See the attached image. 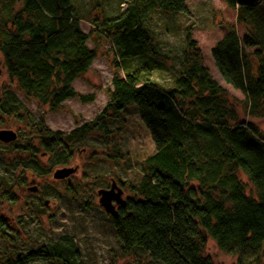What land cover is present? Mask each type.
<instances>
[{"label": "trees", "instance_id": "16d2710c", "mask_svg": "<svg viewBox=\"0 0 264 264\" xmlns=\"http://www.w3.org/2000/svg\"><path fill=\"white\" fill-rule=\"evenodd\" d=\"M187 1L132 0L120 14L95 20L97 33L114 49L116 66L144 59L151 51L145 25L151 7L186 13ZM224 1L238 7L237 20L247 34L239 36L228 26L211 50L213 61L222 79L246 95L250 111L264 114V0ZM89 40L71 0H0V52L6 71L25 99L51 111L70 98L93 101L73 86L97 57ZM185 43L183 69L174 87L153 81L145 62L113 77L110 100L99 114H118L134 104L154 144L153 154L142 162L139 184L131 187L133 196L113 218L115 233L125 255L140 248L161 264H214L204 254L209 238L220 250L238 256L234 264H255L264 245V136L227 104L226 88L203 65L189 31ZM0 114L27 122L47 151L62 146L66 152L71 141L83 140L93 129L106 130L105 122L96 119L67 134L50 130L44 117L37 119L10 88L0 92ZM240 172L255 187L256 197L246 193ZM5 225L0 218V233ZM63 253L59 245L27 253L2 250L0 264L36 259L76 264Z\"/></svg>", "mask_w": 264, "mask_h": 264}, {"label": "rangeland", "instance_id": "374dc122", "mask_svg": "<svg viewBox=\"0 0 264 264\" xmlns=\"http://www.w3.org/2000/svg\"><path fill=\"white\" fill-rule=\"evenodd\" d=\"M131 1L71 0L80 17L81 29L90 35L88 46L97 49L96 59L73 86L83 95H92L93 101L70 98L57 111H51L46 105L25 99L16 81L10 79L0 52V92L4 88L13 90L37 119L44 117L50 130L67 134L95 119L105 122L106 127L105 131L93 129L83 140L71 141L66 152L62 146L47 151L27 122L0 114V130L17 133L14 141L0 140V218L6 223L0 233V251L27 253L59 245L63 254L76 264H161L140 248H134L128 255L123 253L113 217L100 205L98 195L100 188H110L115 180L124 190V199L133 196L131 187L142 178V162L154 152L150 133L134 104L118 114L110 110L105 115L99 114L110 100L113 77L123 76L145 62L151 66L153 81L163 88L174 87L183 69L188 31L203 65L226 88L227 104L231 107L232 103L241 120L252 123L264 136V114L250 111L246 95L222 79L211 55L228 26H234L239 36L247 34L237 20L238 7L231 8L224 0H188L186 13L164 11L157 5L151 7L145 23L152 39L151 51L144 59L141 56L128 59L118 68L112 45L97 33L94 21L102 22L120 14ZM4 10L7 12L5 7ZM63 152L67 154L62 157ZM66 168L73 169L67 177L54 176L59 169ZM239 176L246 193L256 197V189L248 178L241 172ZM32 187L37 190L32 191ZM204 254L214 264H234L238 258L220 250L210 238ZM30 264L62 263L36 259ZM255 264H264V245Z\"/></svg>", "mask_w": 264, "mask_h": 264}, {"label": "water", "instance_id": "95a60500", "mask_svg": "<svg viewBox=\"0 0 264 264\" xmlns=\"http://www.w3.org/2000/svg\"><path fill=\"white\" fill-rule=\"evenodd\" d=\"M247 3L259 2L261 0H242ZM17 138V133L11 129L0 130V140L3 142H11ZM73 169H59L55 173L56 178H64L67 177ZM32 191H36V187L30 188ZM99 202L100 205L104 208V210L109 213L113 218L118 215V210L116 209V205L124 206L126 203V199L122 197L123 190L121 187L117 185L115 180L112 181L110 188H100L98 190ZM48 202L45 201V204Z\"/></svg>", "mask_w": 264, "mask_h": 264}, {"label": "flooded vegetation", "instance_id": "af4514ba", "mask_svg": "<svg viewBox=\"0 0 264 264\" xmlns=\"http://www.w3.org/2000/svg\"><path fill=\"white\" fill-rule=\"evenodd\" d=\"M113 181V180H112ZM116 182V181H115ZM117 183V182H116ZM117 185L118 186H120L118 183H117ZM121 187V186H120ZM122 188V187H121ZM122 190H123V188H122ZM123 194H124V190H123ZM122 197H123V195H122ZM122 206H119V205H116V209L118 210V212H119V210H120V208H121Z\"/></svg>", "mask_w": 264, "mask_h": 264}]
</instances>
